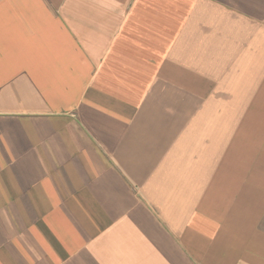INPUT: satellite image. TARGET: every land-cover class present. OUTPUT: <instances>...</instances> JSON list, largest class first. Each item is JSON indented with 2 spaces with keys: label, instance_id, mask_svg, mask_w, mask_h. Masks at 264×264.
I'll use <instances>...</instances> for the list:
<instances>
[{
  "label": "crops",
  "instance_id": "obj_1",
  "mask_svg": "<svg viewBox=\"0 0 264 264\" xmlns=\"http://www.w3.org/2000/svg\"><path fill=\"white\" fill-rule=\"evenodd\" d=\"M0 264H264V0H0Z\"/></svg>",
  "mask_w": 264,
  "mask_h": 264
}]
</instances>
